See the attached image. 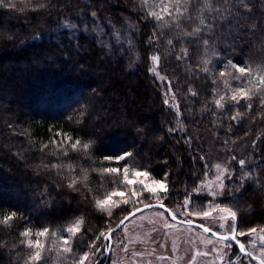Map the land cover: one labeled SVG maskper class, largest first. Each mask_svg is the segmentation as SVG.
I'll list each match as a JSON object with an SVG mask.
<instances>
[{"label": "trees", "instance_id": "16d2710c", "mask_svg": "<svg viewBox=\"0 0 264 264\" xmlns=\"http://www.w3.org/2000/svg\"><path fill=\"white\" fill-rule=\"evenodd\" d=\"M160 2L148 0L142 11L133 7L140 8V0H11L15 10L0 8V264H26L32 250L22 241L35 240V233L44 228L49 235L40 241L50 251L40 264H75L62 253L67 227L80 221L81 231L72 241V254L79 255L136 207L133 192L138 191L140 200L145 195L137 185L126 184L122 170L108 173L106 167L123 165L129 177L133 171L144 170L166 180L170 195L165 201L172 211L176 200L192 192L204 175L201 157L206 140L224 146L261 138L257 165L251 180L245 181L247 190L236 188L233 200L226 201L238 213L240 229L264 227V121L259 101H253L254 114L240 106H232L229 115L222 114L214 100L225 91L230 96L231 88L226 89L223 82L228 78L218 79L217 89L211 74L202 71L207 59L220 71L224 70L220 59L264 64V0H246L250 8L242 9L243 15L235 19L209 18L217 25L211 47L220 57L205 55L202 44L193 45L190 60L184 62L175 59L187 47L184 43L173 52L166 50L167 39L163 45L147 47L156 22L138 17ZM93 11L105 32L113 26L123 31L129 23L138 29L124 33L132 40L131 51L127 43L121 48L113 42L112 51L98 45L91 30ZM192 15L191 27H195L202 16H208L206 4L201 3ZM109 20L111 25L106 23ZM68 21L78 25L79 31L67 29ZM84 23L89 25L87 32ZM155 30L183 41L180 32L191 28L182 24L176 29L165 18ZM153 53L162 57L160 68L182 112L183 130L177 128L176 113L164 104L163 85L149 72ZM189 83L198 97L186 91ZM237 110L240 118L230 120ZM57 132L89 143V149L73 150ZM126 153L131 156L119 165L106 159ZM257 179L260 183H255ZM72 181H76L75 191L68 188ZM112 191L126 195L114 198L118 207L111 209V215L100 212L95 200ZM154 201L149 196L145 203ZM10 209L18 215L5 226L3 216ZM26 229L31 237L20 235Z\"/></svg>", "mask_w": 264, "mask_h": 264}, {"label": "snow or ice", "instance_id": "6c2138e0", "mask_svg": "<svg viewBox=\"0 0 264 264\" xmlns=\"http://www.w3.org/2000/svg\"><path fill=\"white\" fill-rule=\"evenodd\" d=\"M201 3H205L207 7L208 16H202L199 20V24L195 27H191V24L195 23V18L192 13L198 9ZM141 7L136 8L133 5L136 11H142L143 7L148 4V0H140ZM46 5L41 4L40 7H45ZM159 8V11H155V8ZM0 8H3L6 11L15 10V5L11 3V0H8L5 3V0H0ZM250 8V5L246 2V0H161L158 5L153 6V10L149 11L146 16L141 15L138 19H146L148 22L155 21L153 34L147 37V47L152 48L158 42L160 45H163L164 40L167 39V51L173 52L177 47V44L184 43L187 47H183L181 49V54L177 55L175 59L180 62H184L190 60V48L193 45H201L204 48L205 55L211 53L213 57H220V53L211 45L214 43L215 29L217 25L213 22H209V18L211 21L225 20L226 17L231 16L232 18H236L239 15H243L242 9ZM215 12L216 15H212ZM93 19V23L91 25V30L96 34V40L98 45L108 49L109 51L113 50V42L116 45H119L121 48L125 43L129 46V51L132 49V40L130 37L125 36V32H134L138 29L133 26L131 23L128 24V27L123 31L115 28L114 26L105 32L104 28L101 26V23L98 19L97 12L93 11L91 13ZM165 18L168 21L174 24L176 29H181V25L183 24L185 27H190V31H181L180 35L184 37L183 41H174L171 38H167L168 34L165 32L155 30L162 22L165 21ZM250 18V17H249ZM191 22L190 24H185V22ZM111 25L112 21L109 20L106 22ZM65 27L70 31H79V26L71 23L70 21L65 22ZM89 30V25L84 23V31L87 32ZM105 36H108L109 39L106 40ZM9 39H13L10 35ZM234 43V42H233ZM119 50V49H116ZM162 59L159 55H152L150 57L151 66L149 67V72L152 74H158L157 69L155 68V64ZM212 64L210 68L208 65ZM220 64L223 66L222 71L218 69V66L212 62V60L207 59L203 62L202 71L204 73H210L211 79L214 84H217L218 79L227 77V80H224L225 88H231V94L225 91L224 94L219 95L218 99L214 100L215 106L217 109H220L222 114L229 115L232 111V106H240L241 108L246 107L249 113H256L257 108L256 104L253 102L254 100H258L260 104L259 113L260 118L264 121V64L255 65L253 63L243 64L238 61H234L231 58L227 60V63H224L223 59H220ZM231 69V70H229ZM234 70V71H232ZM218 71V76L216 72ZM193 76H198V73H193ZM207 79V77H205ZM232 81H236L238 83L232 84ZM217 89H219V84H217ZM186 91L189 93L191 97H198L199 92L196 88H194L190 83L188 84ZM218 94L214 92L213 95ZM229 100L231 101V105H229ZM245 102L242 104L241 102ZM193 103L196 101L193 100ZM168 103V101H165ZM242 113L240 111H236V115H230V120H238ZM251 119V116H249ZM57 136H63L64 143L70 144L73 150L78 147H82L84 150L89 149V143H84L81 140L73 141V137L65 135L62 132H57ZM255 143V142H254ZM131 156V153H126L123 156L115 158L106 157L109 161L114 162L119 165V162L127 159ZM203 159V157H201ZM232 160L236 162L238 165V169L236 165L233 166L232 170L225 169L224 172L218 174L216 176L213 185H209V192L204 194V185H193V190L191 193L187 191L184 193L185 199L181 205L182 208L186 207L189 213H192L194 210L195 201L198 198L206 197V199L200 200V211L202 217L207 219L211 217L213 220L216 219L214 214L219 213L223 214L221 216L222 219L232 221L233 223L230 225L231 234H221L217 241L212 242V248L208 250L205 255L213 256L215 259L217 256L222 261V264H237V261L232 258L231 252H234L235 249L238 248L239 254L242 256L248 257L251 256V253L247 250L246 245L243 241V238L246 235H251L257 232V228L252 227L249 228L247 232L242 231L240 229L239 223L237 222L238 213L234 211L231 207L226 206L222 197L225 195L224 190L234 191L232 185L226 183V180H231L233 184L236 185L237 188L246 191L245 181L251 180V176L249 174H245L242 177H239V183H237V178L235 176V171H244L246 166L245 159H237L235 155L232 156ZM217 169L221 168V165H216ZM121 170L124 174V180L128 185H136L139 184L142 186L145 195L143 196V200L147 201L149 195L153 198L159 200L161 203L159 207L163 209L164 215H171L172 219H178L179 214L169 210L168 204L165 201L166 195H170L169 185L166 180L153 178L148 171L144 170H136L131 173L132 177L135 179L129 178V169L120 165L118 167H106L105 171L108 173L120 174ZM209 173L211 169L209 168ZM251 170L249 169V172ZM255 183H260L259 179L255 181ZM76 181H72V183L68 184V188L73 191L76 190ZM216 189H219L216 190ZM126 193L123 191H112L104 196L103 199L95 200V207L100 212H109L111 215V209L114 207H118L114 198H123ZM133 195L137 197V201L140 200V196L133 192ZM211 197V199H208ZM123 203H129L128 200H124ZM230 203V201H229ZM153 205L145 203L144 208H151ZM127 211V210H125ZM139 208H135L131 212H127L124 218L120 221L119 225H117V229L124 226L126 222L130 220V218L134 217L136 214L140 213ZM18 215V212L14 209H10L4 216L2 223L5 226H10V222H12ZM187 223L192 224L191 220H188ZM264 231V229H261ZM81 231L80 221H76L71 226L66 228V232L69 234L67 237L62 240V253L65 254L66 258L75 260V264H101L98 254L103 255V250L108 248V244L99 245L95 241H93L89 245L88 251H81L79 255L72 254L73 252V239L77 237L78 233ZM204 233H209L210 236H216L218 229H215L213 225L208 224L203 226ZM20 235L22 237H31L32 232L29 229L21 232ZM49 235V230L44 228L43 230L36 232V239H28L27 241H22V243H26L27 247L31 249L27 254V262L26 264H40L42 260L46 261L45 252L50 251V249H46L45 245L41 243L40 238ZM50 235H56V233H51ZM103 236V233H101ZM105 240L110 241L111 237H105ZM264 243V240H262ZM217 244H220L217 247ZM254 247V245H253ZM242 264V261H241ZM262 264H264V254H262Z\"/></svg>", "mask_w": 264, "mask_h": 264}, {"label": "rangeland", "instance_id": "374dc122", "mask_svg": "<svg viewBox=\"0 0 264 264\" xmlns=\"http://www.w3.org/2000/svg\"><path fill=\"white\" fill-rule=\"evenodd\" d=\"M157 55L153 53L152 55ZM150 55V57L152 56ZM151 66V61H150ZM160 62L155 64L158 74L150 73L155 80L163 85V98L164 101H168L166 104L177 116V128L183 130L184 125L182 122V112L179 109V105L176 104L177 100L174 92H172L171 83L168 78L162 73L160 68ZM203 139V136H200ZM204 141V139H203ZM255 142V143H254ZM205 150L203 155V163L205 166L204 175H202L201 181L198 185H204V194L209 192V185H213L218 174L227 170H232L236 162L232 160V156L235 155L237 159H245L246 166L244 171H235L237 183H239V177L244 176L246 173L251 176L257 165V155L261 148V138L248 140L231 145L220 146L213 141L206 140ZM221 165L220 169H217L216 165ZM209 168L211 172L209 173ZM238 169V165H236ZM249 169L251 170L249 172ZM252 177V176H251ZM129 178L135 179L130 176ZM226 183L232 185L234 191L230 192L227 189L224 190L225 195L222 197L224 204L229 206L226 199L233 200L231 198L236 191V185L231 180H226ZM246 183V182H245ZM138 188L143 191L141 185L136 184ZM245 184L244 186H246ZM238 189V188H237ZM219 191V189H216ZM242 189H239V192ZM140 197L141 195L137 192ZM191 193V192H189ZM150 196V195H149ZM135 197V206L131 209L140 208L144 206L145 201H137ZM153 200L152 203H161L159 200L150 196ZM185 196L176 200L175 206L172 211L179 214L178 218L183 221L191 220L193 223L200 225L211 224L215 229H218V234H231L230 225L232 221L224 220L221 218L223 214L216 213V219L211 217L204 219L200 211V200L206 199V197L198 198L195 201L194 210L192 213L187 211V208H182L181 205ZM211 199V197H208ZM151 204V203H148ZM230 207V206H229ZM130 211V212H131ZM121 221V220H119ZM118 221V222H119ZM117 222V223H118ZM117 223L110 227L108 230L103 231L96 237L95 242L99 245L108 244L105 240L106 234L109 230L117 225ZM250 227H243L241 230L247 232ZM264 227L257 228V232L251 235H246L243 241L247 250L251 253V256L240 258L237 264H262V254H264ZM218 239L204 233L201 229L181 225L164 215V212L160 208L148 209L140 212L132 217L124 226L112 234V247L108 258L105 261V253L107 248L103 250V255L98 254L101 259V264H222V261L217 256L213 259V256L205 255L209 249L212 248V242ZM254 245V247H253ZM220 244H217L219 247ZM238 250L235 249L231 252L232 258H235Z\"/></svg>", "mask_w": 264, "mask_h": 264}, {"label": "water", "instance_id": "95a60500", "mask_svg": "<svg viewBox=\"0 0 264 264\" xmlns=\"http://www.w3.org/2000/svg\"><path fill=\"white\" fill-rule=\"evenodd\" d=\"M151 205H153V207H151V208H147V209H145L144 208V206H142V207H140L139 209L141 210L140 212H142V211H144V210H148V209H153V208H160V209H162L161 207H159V203H151ZM163 210V209H162ZM170 210V209H169ZM170 212H171V210H170ZM137 215V214H136ZM168 217L170 218V219H172V217H171V215H168ZM131 219V218H130ZM122 220V219H121ZM173 221H175V222H177V223H180L181 225H188V226H194V227H197V228H199V229H201L202 231H203V225H200V224H197V223H193L192 222V224H189V223H187V221H183V220H180L179 218L178 219H172ZM119 223H120V221L117 223V225H119ZM117 225L115 226V227H113L111 230H109L108 232H107V234H106V237H108V236H110L111 237V240L110 241H108L107 240V242H108V245H109V247L107 248V251H106V253H105V261L107 262L108 261V258H109V255H110V252H111V247H112V234L114 233V232H116L117 230ZM121 228V227H120ZM119 228V229H120ZM204 232V231H203ZM207 234H209V233H207ZM210 235V234H209ZM229 235H230V233H229ZM219 236H220V234H216V236H212V237H214V238H216V239H219ZM237 250H238V248H237ZM240 258H244V256H242L241 254H239V250H238V253H237V255H236V257L235 258H233L234 260H236L237 261V263L240 261Z\"/></svg>", "mask_w": 264, "mask_h": 264}]
</instances>
